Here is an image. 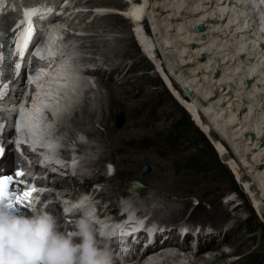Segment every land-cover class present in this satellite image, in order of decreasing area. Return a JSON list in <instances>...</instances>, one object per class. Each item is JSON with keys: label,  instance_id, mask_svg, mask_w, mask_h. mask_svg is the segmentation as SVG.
<instances>
[{"label": "rangeland", "instance_id": "rangeland-1", "mask_svg": "<svg viewBox=\"0 0 264 264\" xmlns=\"http://www.w3.org/2000/svg\"><path fill=\"white\" fill-rule=\"evenodd\" d=\"M127 1L129 0H104L103 4L99 6H103L104 14L109 16L99 19V24L101 23L103 26L96 30L91 27L95 26V24L88 25L90 32L87 30V33L98 34V37L93 39L95 45L100 40L104 42L100 46V51L103 52V55L100 56L104 57V54H107L105 51L109 48L111 54H114L112 56H114L117 63L122 62L127 65H133L132 74L130 73L131 76L128 77L129 83L126 82V85L118 87L115 83L110 82L118 90H121V88L129 90H122V93L128 92L130 96L127 97V101H122L118 111L111 114V116H107L102 124L99 118L100 113L91 120L87 117L82 122H75L73 125L76 126L92 121L93 125L97 126V132H94V137L88 136L87 139H80L74 134L75 139L77 141L80 139L83 142L89 141L87 143L91 144L99 143L98 145L100 146L103 145L104 151H106V158H103L104 162H112L118 171L115 184L124 188L131 179L140 181L142 185L147 186L144 192L148 191L149 193L151 189L154 195L150 193V196L158 201L163 210L170 212L167 209H171L172 206L178 209L181 206V204L175 203L178 200H182V203L190 201L188 203L190 206L183 215L175 214L179 216L175 221L183 219L184 221L196 222V218L204 224L214 217L212 213L213 207L226 205L229 214L220 213L222 215L221 219L215 215L217 221L222 223L225 220L224 226L230 224L227 223L229 221L233 223L238 221L241 229L238 235L234 234L235 236L233 231H231L230 233L233 237L228 242L226 241L225 245L221 244L222 246H220L221 253L219 255L227 253V251L236 252V254L227 260L224 259V261L221 260L219 262L227 264L240 256L238 261L234 260V262L229 264H264V198H262L263 195L260 192V188L249 177L251 172L246 170L248 176L245 171L240 176L236 174L234 167H239L240 162L243 164L238 157L239 155L232 156V153L236 150L229 145L222 146L221 150H219L216 145L220 144L218 143V135L213 134V137H211L209 134L204 133L200 123H197V119L192 113L187 112L190 110L187 101L184 103L183 100L181 101L178 98L184 92L183 83L180 82V84L176 79L178 86L174 88L172 86L173 83L167 77V73H172L171 75L176 73V70H172V68H178V63L174 62V57L169 54V50L163 49L162 45L157 43L160 41L156 40L157 37L154 34L157 29H154L153 20L150 19L145 20L144 26L148 36H150L149 39L155 43V55L153 57L148 55L138 41L135 24L122 18L130 4ZM133 2L140 4L141 1L135 0ZM257 12L255 8L253 13L258 20L259 15ZM125 16L127 15L125 14ZM258 21L261 23V20ZM90 36H87L88 40ZM122 36H126L127 39L120 40V42L114 40L120 39ZM168 64L170 65L168 66ZM99 88L101 89H98L94 95H89L90 97H88V102L92 103L91 105H93L92 108L94 109L99 107V95L102 91L104 92L101 85ZM148 91L151 92L147 93ZM185 91L190 94L191 90L185 88ZM122 115L126 117V123L122 129H119L117 123ZM205 116L208 119V115ZM70 129L74 133L76 132V129ZM146 166H150L152 171L143 176V169ZM101 167L104 168L103 166ZM243 169L245 168L243 167ZM245 181L247 184H245ZM205 185H207V188L204 191L203 189L200 191L199 188H203ZM247 185L252 187L253 194L249 193ZM113 186L115 187V185ZM166 197L175 200H172V202L167 200ZM253 197L258 199L257 205L253 201ZM226 199L234 201L236 203L235 206L224 204L223 202ZM198 203H200V206H198ZM236 205L240 206L237 212L234 209ZM206 206L208 208L210 206L213 207L207 210ZM194 207H196L197 211ZM192 208L195 213H193L194 210ZM171 216L172 213H169L168 217L170 218ZM222 228L220 230H223ZM245 257L246 259L244 260ZM177 259L182 260L184 258L171 255L161 260L159 264L175 263ZM195 259L199 258L195 256ZM242 259L245 262L242 263ZM219 262L218 264H220Z\"/></svg>", "mask_w": 264, "mask_h": 264}, {"label": "bare ground", "instance_id": "bare-ground-1", "mask_svg": "<svg viewBox=\"0 0 264 264\" xmlns=\"http://www.w3.org/2000/svg\"><path fill=\"white\" fill-rule=\"evenodd\" d=\"M133 1L135 0L127 1L130 4L122 18L126 21L130 20L135 24L138 33V41L150 57L155 55V43L149 39L150 36H148L144 24L146 19L153 20L154 29H157H155L156 33H154L156 35L155 37H157L156 40H160L157 43L162 45L163 49L169 50V54L174 57V62L178 63V68H172V70H176V73H173V75H171L172 73H167L168 80L173 83L172 86L174 88L178 86V83L175 81L177 79L179 83H183V86L187 88V90H191L190 94H187L188 92H186L184 88V92H182L178 98L181 101L183 100L184 103L187 101V105L190 108L187 112L192 113L197 119V123H200V127L204 133L209 134L211 137H213V134L218 135V143L221 145H216L219 150H221L222 146L224 147L227 145L236 150L232 153V156L236 154L237 156L239 155L238 157L243 163L241 164L240 162L241 165L239 164V167L233 166L236 174L240 176L241 173L245 171L248 176L246 170L251 172L249 177L252 178L260 188V192L263 195L262 198H264V141L261 140V136L264 133V48H260V45L264 43V0H140V4L134 3ZM97 8H101V10H96V12L101 11L99 16L93 17L94 15L92 12L86 15V18H90L92 24H95V26H91L92 29L95 30L103 26V24H99V19L109 16L107 14L103 15L105 13L103 11V6ZM255 8L258 11V20H261V23L256 19L253 13ZM71 9L69 11H71ZM125 14L127 16H125ZM203 22L207 25L205 30L201 33L196 32L194 27L201 25ZM72 23L70 24L71 27H73ZM82 27L85 32L86 30L90 32V27L88 25L84 26L83 24H80L79 27L76 25V30L79 31ZM54 34L58 39L62 36L60 33L54 32ZM90 35V39L98 37V34L95 33ZM159 36L161 37L159 38ZM124 39L126 40L127 37L122 36L120 39L114 40L120 42V40L123 41ZM82 40L87 41V36L83 37ZM56 42L57 45H60V42L57 40ZM94 42V40L89 41V49L91 45H93L94 48L100 50L99 44L95 45ZM193 42L196 43L195 48L191 47ZM62 45L66 46L68 42H64ZM52 51H54L56 53L55 55H58L59 59L63 62L64 57L56 50ZM202 53H204L206 57L200 62L199 58ZM43 55H45V53ZM50 56L53 55H50L48 52L47 57ZM100 57L101 61L106 63V59L103 56ZM170 64H168V66ZM132 71L131 68L127 74H132ZM60 72L61 70H57L49 77V82L53 80L58 83L59 87L50 84L54 86L58 92L65 93L66 90L61 82H59L58 78H53V76L59 77ZM216 73L218 74L217 76H215ZM101 76L102 74L98 76V80H100ZM113 76L107 81H101L103 84V86L101 84V87H103L104 92L102 91L99 95V107H97V109L92 108L93 105L88 102L87 97L83 101L84 107L81 113L77 114L71 120L73 124L78 121L82 122L83 119L87 117L91 120L94 116L98 115V113H100L99 118L102 124L105 122L107 116H111V114L118 111L122 101L125 102L128 100L127 97L130 95H128V92L122 93V90H129L126 88L118 90L110 83L113 82L111 80H115ZM165 79L167 80V78ZM248 80L253 81L251 87L248 86ZM100 89L101 88H99V90ZM150 92L151 91H148L147 93ZM215 92H217V96H215ZM205 115H208V119ZM82 125L88 126V128L84 129L85 134L94 137V132H97V130L93 122L90 121ZM82 125H72V128H75L76 132H80V127ZM249 131L254 132L256 138L254 142H252L250 137L245 136V133ZM76 132L74 133L71 129L67 130L66 141L68 145L72 144V142H79V140L77 141L74 137ZM260 142H262V147L255 150V146ZM99 151L102 152V150ZM102 157H104V154L101 156L100 160ZM243 167L245 169H243ZM245 184H247L246 181ZM248 185L247 188L250 191L249 193L253 194L254 191L252 187H248ZM205 188H207V185L199 189L200 191H202V189L204 191ZM253 201L256 205L258 204V199L253 197ZM189 202L190 201L181 202L182 208L179 211H170L172 216L168 220L172 221L177 215H183L190 206V204H188ZM175 203L178 202L176 201ZM229 203L234 206L236 204L232 200L229 201ZM239 208L240 206L236 205L234 209L237 212ZM212 213L214 217L208 221L217 229V232L215 234L213 233L211 239L206 243L212 252L206 258H203V256L199 254L195 255L199 259H195V256H192L191 260L195 263L218 264L222 258H225L224 254L226 253L219 255V253H221V244L225 245L226 241L228 242L234 234L238 235L241 229L238 221H234V225L227 231L223 243H217L216 239L217 237L219 238V234L222 235V230L220 229L225 225V220L221 223L217 221L215 215L221 219L222 215L220 213L224 215L229 213L226 205L213 207ZM195 220L196 222L198 221L196 218ZM214 221H216V223H214ZM198 223L202 224L199 221ZM231 231H233V235H231ZM245 259L246 257L244 260ZM161 260V258L157 259L160 263ZM244 260L242 263L245 262ZM232 262L234 261L230 263ZM219 263L222 264V262ZM140 264H145V262L143 261Z\"/></svg>", "mask_w": 264, "mask_h": 264}, {"label": "clouds", "instance_id": "clouds-1", "mask_svg": "<svg viewBox=\"0 0 264 264\" xmlns=\"http://www.w3.org/2000/svg\"><path fill=\"white\" fill-rule=\"evenodd\" d=\"M25 135L20 130V136ZM36 146L44 149L42 155L47 164L59 163L56 142L42 141ZM6 205L7 201L0 203V264H116L114 252L107 245L101 246L97 235L106 241L118 239L123 228L100 222L91 197L82 195L64 208L65 213L80 212L73 235L62 232L59 218L43 207L32 204L31 215H27ZM121 206L130 205L122 201Z\"/></svg>", "mask_w": 264, "mask_h": 264}, {"label": "snow or ice", "instance_id": "snow-or-ice-1", "mask_svg": "<svg viewBox=\"0 0 264 264\" xmlns=\"http://www.w3.org/2000/svg\"><path fill=\"white\" fill-rule=\"evenodd\" d=\"M23 15L24 20L28 24V27L24 34L21 37L22 47H26L32 40L34 34H35V28L33 27V18L37 17L40 12L42 11L40 8L36 7H29L27 5H23ZM58 37L53 34L50 37L51 44H55ZM49 54L55 55L56 53L52 51L51 45L49 46ZM63 67V66H62ZM40 110L37 109V112ZM34 128H38L39 125H33ZM4 149L0 147V154H3ZM24 173L22 171L15 173V176L22 177ZM18 181L15 180L13 176H0V203H3L7 201V207L17 212L19 210L18 206H25L30 209V205L32 203V196L34 193H36L37 188L35 185H32L30 188H28L26 191H23L21 193L18 190H13L14 185L17 184ZM69 235H73L70 233Z\"/></svg>", "mask_w": 264, "mask_h": 264}, {"label": "water", "instance_id": "water-1", "mask_svg": "<svg viewBox=\"0 0 264 264\" xmlns=\"http://www.w3.org/2000/svg\"><path fill=\"white\" fill-rule=\"evenodd\" d=\"M205 28H206V23L203 22V23H201V25L194 27V30L196 32H198V33H201V32H203L205 30ZM191 47L195 48L196 47V43L193 42L191 44ZM260 48L261 49L264 48V43H262L260 45ZM205 57H206V55L204 53H202V55L199 58V61L202 62L205 59ZM215 76H217V73L215 74ZM252 85H253V81L252 80H248V86L251 87ZM214 94H215V96H217V92H215ZM119 119H120L119 120L120 121L119 125L122 126V123L124 122V116L122 115ZM245 136L246 137H250L252 142L255 141V139H256L254 133H252V132H246ZM262 139L264 140V133L262 134ZM261 147H262V143L261 142L257 143V145L255 146L256 149H260ZM149 170L150 169H148V171Z\"/></svg>", "mask_w": 264, "mask_h": 264}]
</instances>
